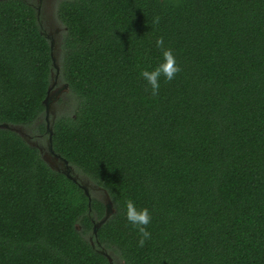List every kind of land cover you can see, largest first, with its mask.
I'll return each instance as SVG.
<instances>
[{
    "label": "trees",
    "instance_id": "obj_1",
    "mask_svg": "<svg viewBox=\"0 0 264 264\" xmlns=\"http://www.w3.org/2000/svg\"><path fill=\"white\" fill-rule=\"evenodd\" d=\"M57 16L58 68L37 9L0 0V124L50 135L58 73L48 143L114 212L95 232L105 201L0 128V264H264V0H60ZM161 36L182 70L152 96ZM129 199L152 214L144 247Z\"/></svg>",
    "mask_w": 264,
    "mask_h": 264
},
{
    "label": "rangeland",
    "instance_id": "obj_2",
    "mask_svg": "<svg viewBox=\"0 0 264 264\" xmlns=\"http://www.w3.org/2000/svg\"><path fill=\"white\" fill-rule=\"evenodd\" d=\"M31 4L37 9L39 16H40V24L44 32L49 36L51 42L53 43L54 47V57H55V66L58 68L59 66V60L61 55V39L62 34L64 31V25L60 22L57 16V9L58 4L60 0H29ZM54 79L52 83V91L50 95H53L56 93L57 89L64 86L63 81L60 79V77L57 75V73H53ZM54 84V85H53ZM65 93L62 95L64 97ZM51 115L50 119L52 120L53 115H57L59 112H61V107L58 106V102L51 104ZM45 119V116H44ZM43 119V120H44ZM19 132L22 133L25 136V133H30L29 128H25L22 126H15ZM32 145V143L30 142ZM41 144L44 146L45 152H42L41 154L43 157L46 158L47 163L49 165L58 166L59 168L64 169L65 165L63 164V161L60 162L57 159H53L51 157L50 151H47L49 148L48 139H42ZM47 151V152H46ZM48 157V158H47ZM60 164V165H59ZM79 178L83 182L84 185H86L92 192V194L96 197H99L100 199L106 200V194L105 191L102 190V188L98 187V185L94 184L91 180H89L85 175H79Z\"/></svg>",
    "mask_w": 264,
    "mask_h": 264
},
{
    "label": "clouds",
    "instance_id": "obj_3",
    "mask_svg": "<svg viewBox=\"0 0 264 264\" xmlns=\"http://www.w3.org/2000/svg\"><path fill=\"white\" fill-rule=\"evenodd\" d=\"M155 23H159V17ZM156 47L162 50V62L152 70H142L141 76L147 81L151 89V95L157 96L161 87V78L165 82H171L176 75L182 70L177 63L176 55L171 48L165 47L164 37L161 36L156 40ZM126 218L137 229L139 234L138 246L144 247L146 241L151 239V232L148 225L151 224L152 214L147 207L138 209L135 201L129 199L126 201Z\"/></svg>",
    "mask_w": 264,
    "mask_h": 264
},
{
    "label": "flooded vegetation",
    "instance_id": "obj_4",
    "mask_svg": "<svg viewBox=\"0 0 264 264\" xmlns=\"http://www.w3.org/2000/svg\"><path fill=\"white\" fill-rule=\"evenodd\" d=\"M57 75H58V73H57ZM54 85V84H53ZM51 91H52V89H51ZM65 91H66V87H65V85L63 86V87H60V89L58 88L57 89V91H56V93H54L53 95H50V99H49V107H51V104L52 103H55V102H59L60 101V99L62 98V95L65 93ZM51 109L49 108V111H47V109H46V115H45V120H46V122H47V126H48V128L51 130V126H52V124H53V121H54V119L56 118V114L55 115H53V118H52V120L50 119V115H51ZM34 130H38V128H36V125L33 127V128H30V133H25V136H24V138L30 143H32V145H34V146H36V147H38V149H39V151H40V153H42V152H45V148H44V146L41 144V140L42 139H49L50 138V135H45V134H41V132H35ZM48 137V138H47ZM47 151H50V154H51V157L53 158V159H57V160H59L60 162H62V159H61V157H57V155L55 154V152H54V150L53 149H51V147H50V143H49V148L47 149ZM46 151V152H47ZM48 158V157H47ZM60 165V164H59ZM56 168H58V166H55ZM61 170H64V169H62V168H60ZM80 181H81V179H80ZM82 182V181H81Z\"/></svg>",
    "mask_w": 264,
    "mask_h": 264
},
{
    "label": "water",
    "instance_id": "obj_5",
    "mask_svg": "<svg viewBox=\"0 0 264 264\" xmlns=\"http://www.w3.org/2000/svg\"><path fill=\"white\" fill-rule=\"evenodd\" d=\"M52 47H53V43H52ZM52 57H53V62H54V64H55V57H54V54H53V51H52ZM51 88H52V85H51V87H50V89H49V93H48V96H47V98L45 99V103H46V109H47V111H49V99H50V93H51ZM0 128H9V129H13V130H16V131H20V130H18L16 127H15V125H11V124H0ZM49 129V128H48ZM50 130V129H49ZM22 134V133H21ZM23 135V134H22ZM51 136H52V128H51V130H50V139H51ZM50 147H51V149H52V144H50ZM56 154V153H55ZM57 155V157L59 156L58 154H56ZM43 156V155H42ZM60 157V156H59ZM45 160H46V158L45 157H43ZM63 161V164L65 165V168H64V170H61L59 167L58 168H56L54 165H50L53 169H56V170H58V171H63L68 177H70L71 179H73V180H75V181H80V178H79V175H72L71 174V172L73 171V167L69 164V162L67 161V160H65V159H63L62 160ZM46 162H47V160H46ZM80 184H81V186L86 190V192H87V194L89 195V190H88V187L86 186V185H84L83 184V182H81L80 181ZM100 188V187H99ZM105 194H106V200H104L105 201V203H106V206H107V211H106V215H105V217L97 224V225H95V232L97 231V229H98V226H100L101 224H103L109 217H110V215L114 212V207H113V203H112V201H111V198H110V196H109V194H108V192L107 191H105ZM108 257H109V260L112 262V257L110 256V255H108Z\"/></svg>",
    "mask_w": 264,
    "mask_h": 264
}]
</instances>
